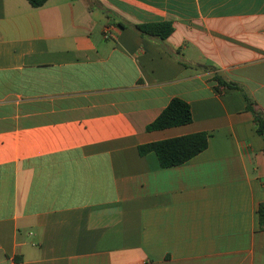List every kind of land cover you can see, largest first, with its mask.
<instances>
[{
	"label": "crops",
	"instance_id": "crops-1",
	"mask_svg": "<svg viewBox=\"0 0 264 264\" xmlns=\"http://www.w3.org/2000/svg\"><path fill=\"white\" fill-rule=\"evenodd\" d=\"M245 96L264 116V0H0V264H264ZM173 98L191 123L147 131ZM199 132L180 166L137 150Z\"/></svg>",
	"mask_w": 264,
	"mask_h": 264
},
{
	"label": "trees",
	"instance_id": "trees-1",
	"mask_svg": "<svg viewBox=\"0 0 264 264\" xmlns=\"http://www.w3.org/2000/svg\"><path fill=\"white\" fill-rule=\"evenodd\" d=\"M26 1L32 8H39L47 2V0ZM136 29L142 36L156 38L160 41L168 38L173 32V26L170 22L138 25ZM213 82L216 85L217 91H220L222 88L239 89L237 84L227 82L218 75L213 77ZM245 100L246 110L253 116L255 132L264 139V116L254 109L253 101L246 96ZM191 121L190 106L179 98H173L158 117L146 127V130L160 131L184 126L191 123ZM208 138L209 135L207 133L199 132L140 145L137 150L140 156L153 153L157 158L160 168H171L180 166L203 152L207 148ZM257 218L259 230L264 231V204L258 206Z\"/></svg>",
	"mask_w": 264,
	"mask_h": 264
},
{
	"label": "built area",
	"instance_id": "built-area-1",
	"mask_svg": "<svg viewBox=\"0 0 264 264\" xmlns=\"http://www.w3.org/2000/svg\"><path fill=\"white\" fill-rule=\"evenodd\" d=\"M109 37V34L106 32L105 33V38H108Z\"/></svg>",
	"mask_w": 264,
	"mask_h": 264
}]
</instances>
